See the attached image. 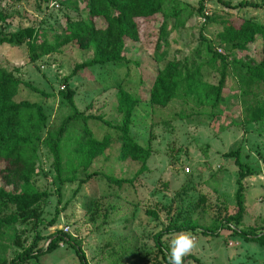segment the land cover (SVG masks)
Segmentation results:
<instances>
[{
	"label": "rangeland",
	"instance_id": "rangeland-1",
	"mask_svg": "<svg viewBox=\"0 0 264 264\" xmlns=\"http://www.w3.org/2000/svg\"><path fill=\"white\" fill-rule=\"evenodd\" d=\"M224 1L232 5L249 1L261 7L230 10L216 0H165L162 14L136 21V41L124 37L128 64L91 66L68 76L74 65L93 56L91 49H80L68 40L64 30L68 19L83 17L80 0H0V35L34 27L39 42L55 46L54 51L30 63L26 45H0L2 71L14 69L15 78L52 93L44 100L20 87L16 94V99L46 108L45 128L38 131L36 120L25 126L29 135L39 138L25 146V151L34 148L31 154L37 168L32 183L46 197L25 212L11 210L0 222V244L4 246L0 251L6 259L28 246L35 234L44 247L50 234L61 231L80 246L88 264H164L155 235L172 224L192 223L197 229L186 232L195 237V246L183 257V264H264V248L232 236L225 228L215 230L217 236L200 234L201 229L213 230L234 213L236 168L233 159L223 154L235 149L253 172L242 182L244 213L239 228H264V118L251 120L247 111L264 103V85L244 86L246 76L238 64L257 61L258 44L246 51H232L217 105L212 106L197 83L190 82H184L182 101L166 107L147 103L154 73L162 67L153 54L161 22L166 24L167 46L158 52L164 53L167 61L187 60L193 65L208 61L202 39L216 46L220 21L250 19L264 24V0ZM201 14L209 18L203 25ZM94 25L104 26L100 18ZM211 69L208 76L201 72L206 82L219 76V62ZM67 76L66 85L75 92L73 103L78 111L99 115L111 125H118L120 119L116 93L121 90L137 99L128 134L136 145L149 151L140 172L133 160L117 159L119 143L114 131L90 120L86 121L90 134L103 144L96 146V156L86 170L78 167L77 146H84L88 138L79 142L80 122L71 121L59 141L60 177L71 181L60 185L54 179L46 143L70 113L55 96ZM93 172L96 174L86 179V174ZM172 234L160 238L166 258ZM27 264H77V260L70 247L59 243L54 251Z\"/></svg>",
	"mask_w": 264,
	"mask_h": 264
},
{
	"label": "trees",
	"instance_id": "trees-1",
	"mask_svg": "<svg viewBox=\"0 0 264 264\" xmlns=\"http://www.w3.org/2000/svg\"><path fill=\"white\" fill-rule=\"evenodd\" d=\"M83 6V17L68 19L65 24V31L68 40L74 43L80 49H91L93 56L87 62H81L73 66L68 76H73L77 71L91 66H103L107 64H128L125 58L124 37L133 41L137 40L136 21L146 20L150 17L162 14V7L165 0H80ZM226 9L238 8H260L261 5L249 1H240L234 5L228 1L216 0ZM175 15V12L172 13ZM203 19L201 25L207 22V15L201 14ZM100 18L104 26L96 28L94 20ZM220 30L215 34L216 46H212L207 40H203L205 53L208 61L193 65L187 60L177 59L166 60L164 53L158 52L162 47L167 46L166 24L161 22L158 28V37L154 44V58L157 63H162V67L157 69L151 85L147 91V103L152 107H166L176 100L182 101L184 98V85L186 83H197L205 97L212 101V106L218 104L221 98V90L224 84L225 73L229 66V56L232 51H246L253 44L259 46V57L257 61L239 62L246 76L244 86L254 83L264 85V24L256 23L250 19L220 21ZM63 36V35H62ZM202 38V37H201ZM65 41H67L65 39ZM63 40V42H65ZM27 47L28 62L34 63L40 57L55 50V46H45L39 42L37 29L34 27H24L15 32L0 35V45L11 47ZM218 46V47H217ZM216 47V48H215ZM220 47V48H219ZM217 49L220 51L217 52ZM164 52V51H162ZM219 62V76L214 78L213 82H206L204 76H208L211 67ZM14 69L2 71L0 69V222L11 210L25 212L30 206L46 197L43 191H37L32 183V177L36 173L37 161H34V155L31 154L34 148L25 151V146H31L33 140H38V136L29 135L25 126L27 123L36 120L39 126L38 131L45 128L46 113L45 105L27 100H19L17 91L20 87L39 94L44 100L51 98L50 92L39 90L31 84L20 81L14 76ZM202 72V73H201ZM68 76L63 79L65 86L58 89L55 96L66 105L70 113L65 115L58 126L53 139L46 143L51 156L50 167L54 171V179L60 185L68 183L70 179H61L62 171L61 157L59 151V141L66 132L67 124L71 121L80 122L79 131L76 138L84 143V137L88 138L83 146H77L78 167L86 170L91 160L96 156V146L98 143L95 137H92L86 121H94L99 126L110 128L114 131V139L119 143L117 159H131L139 164L140 172L144 168V163L148 158L149 151L136 145L128 134L132 110L137 105V99L126 94L124 91H118L116 98V111L119 114V124L111 125L99 115H84L78 111L73 103L75 94L73 89L66 85ZM234 90L240 93L239 88ZM43 100V101H44ZM251 120L264 118V103H261L256 109H247ZM33 120V121H31ZM106 139V131L103 133ZM90 136V138H89ZM84 152L83 155H81ZM224 157L232 158L236 168V178L234 181L235 190L233 193L234 213L226 216L217 226L211 229H201L200 234L217 236L215 230L225 228L229 230L232 236L240 238L244 242H251L260 248H264V228L259 230L239 228L244 213L243 180L253 175L250 167L240 160L239 150L225 152ZM85 172V171H84ZM96 173L86 174V179ZM107 180H110L107 177ZM120 184V182L118 183ZM9 188V189H7ZM58 190V189H57ZM76 190V189H75ZM26 215H23V218ZM196 225L187 223L186 225H169L155 235L154 243L158 252H160L164 264H168V258L164 255L161 247L160 238L163 235L171 233H180L196 230ZM44 247L39 245L40 237L35 234L30 244L21 248L9 259L3 256L0 251V264H27L29 261H35L43 254H48L57 249L58 244L62 243L70 247L77 260V264H88L85 255L80 246L72 238L59 231L50 234L46 238ZM4 246L0 244V250L4 251ZM187 258H192L188 255Z\"/></svg>",
	"mask_w": 264,
	"mask_h": 264
},
{
	"label": "clouds",
	"instance_id": "clouds-1",
	"mask_svg": "<svg viewBox=\"0 0 264 264\" xmlns=\"http://www.w3.org/2000/svg\"><path fill=\"white\" fill-rule=\"evenodd\" d=\"M168 252V264H183V257L195 246V237L189 232L173 233Z\"/></svg>",
	"mask_w": 264,
	"mask_h": 264
},
{
	"label": "built area",
	"instance_id": "built-area-1",
	"mask_svg": "<svg viewBox=\"0 0 264 264\" xmlns=\"http://www.w3.org/2000/svg\"><path fill=\"white\" fill-rule=\"evenodd\" d=\"M220 50L219 49H217V52H219ZM183 172H185V173H188V168H184L183 169ZM65 230V229H64Z\"/></svg>",
	"mask_w": 264,
	"mask_h": 264
}]
</instances>
